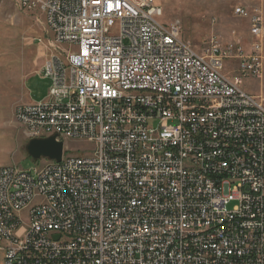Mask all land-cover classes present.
<instances>
[{
    "label": "built area",
    "instance_id": "1",
    "mask_svg": "<svg viewBox=\"0 0 264 264\" xmlns=\"http://www.w3.org/2000/svg\"><path fill=\"white\" fill-rule=\"evenodd\" d=\"M22 5L61 52L42 68L48 98L17 121L95 148L0 169L3 264H264V100L242 89L262 76L260 44L244 55L213 38L200 54L154 0ZM235 13L261 38V11Z\"/></svg>",
    "mask_w": 264,
    "mask_h": 264
},
{
    "label": "rangeland",
    "instance_id": "2",
    "mask_svg": "<svg viewBox=\"0 0 264 264\" xmlns=\"http://www.w3.org/2000/svg\"><path fill=\"white\" fill-rule=\"evenodd\" d=\"M154 1L163 9L161 21L164 24L180 21L182 40L200 54L213 38L223 47L234 45L235 52L241 50L244 55L254 54V46L259 43L262 76L246 78L242 89L264 100V30L257 39L251 34L250 20L235 13L237 8L250 13L261 11L264 19V0ZM60 52L53 44L41 9L30 11L22 5V0H0V169L15 167L30 171L48 162L29 156L27 146L35 139L25 134V128L17 121L16 110L20 105L40 103L48 98L51 81L43 77L42 68ZM240 66V60L231 56L225 60L224 74L233 78ZM94 148L87 141L65 140L64 156L88 155ZM0 264H3L1 253Z\"/></svg>",
    "mask_w": 264,
    "mask_h": 264
},
{
    "label": "water",
    "instance_id": "3",
    "mask_svg": "<svg viewBox=\"0 0 264 264\" xmlns=\"http://www.w3.org/2000/svg\"><path fill=\"white\" fill-rule=\"evenodd\" d=\"M27 151L35 160L47 159L59 163L64 155V142L59 141L56 136L35 139L30 141Z\"/></svg>",
    "mask_w": 264,
    "mask_h": 264
},
{
    "label": "crops",
    "instance_id": "4",
    "mask_svg": "<svg viewBox=\"0 0 264 264\" xmlns=\"http://www.w3.org/2000/svg\"><path fill=\"white\" fill-rule=\"evenodd\" d=\"M30 103V102H29Z\"/></svg>",
    "mask_w": 264,
    "mask_h": 264
}]
</instances>
